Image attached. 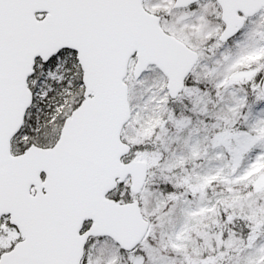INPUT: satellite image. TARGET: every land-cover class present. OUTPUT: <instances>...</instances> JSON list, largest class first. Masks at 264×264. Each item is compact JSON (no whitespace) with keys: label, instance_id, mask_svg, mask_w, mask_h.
<instances>
[{"label":"snow or ice","instance_id":"snow-or-ice-1","mask_svg":"<svg viewBox=\"0 0 264 264\" xmlns=\"http://www.w3.org/2000/svg\"><path fill=\"white\" fill-rule=\"evenodd\" d=\"M0 264H264V0H0Z\"/></svg>","mask_w":264,"mask_h":264}]
</instances>
